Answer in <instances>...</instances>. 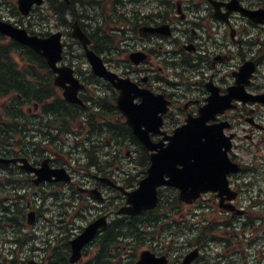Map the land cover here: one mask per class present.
<instances>
[{"label": "flooded vegetation", "instance_id": "af4514ba", "mask_svg": "<svg viewBox=\"0 0 264 264\" xmlns=\"http://www.w3.org/2000/svg\"><path fill=\"white\" fill-rule=\"evenodd\" d=\"M46 3L51 15L49 19L52 17V32H62L65 51L72 42L76 45L78 43L71 35V25L76 21L90 39L91 46L94 49L95 46L98 47L97 51L110 70L141 88L162 94L168 101L167 109L162 113L161 132H150L154 142L160 141L164 146L167 135L184 123L186 117L195 118L203 105L207 103L206 107L210 106L211 112L205 124L212 131L217 130L219 138L227 142V149L225 146L223 149H226L230 168L236 167V170L227 173L230 187L227 192L220 194L218 191H208L193 200L206 201L209 212L214 211L223 216L210 219L209 242L205 248L208 253H215L214 260H221L225 264H234L236 260L239 264L242 261L246 264L248 254H258L255 260L260 261L264 253V219L261 213L264 210V19L256 21L245 10L258 12L264 9V0H46ZM67 38L71 41L70 45ZM138 50L144 53V60L134 64L128 56ZM68 56L66 51L61 64L71 66L74 77L84 83L83 89L78 92L79 97L83 101L90 100L94 94L92 88L95 87V91L102 96L99 97L103 98L98 103L102 107H108L105 101L108 102L106 99L109 98V104L114 106L118 95L116 89L108 81L88 73L81 56L75 55L79 58L78 62L70 60ZM241 68H244L243 71ZM249 71L251 74L247 78ZM86 83L95 86L90 89L89 86L86 87ZM50 88L52 93H62L61 87ZM51 97L49 106L53 108L58 98L53 95ZM30 104L31 106L24 105L23 100L19 103L2 104L11 121V109L16 106L19 111L15 113V121L11 122L10 128H6L7 123L1 121L2 126L4 125L3 133L9 129L15 134L12 139L2 140L0 156L16 161L0 162V186L4 194L0 201L7 204L3 206L5 212L0 214V254L20 255L21 248L27 246H21L29 237L21 230L28 226L29 211L34 212L31 223H35L40 215L38 207L33 208L30 202L35 198L34 194H38V189L45 190L46 187L47 197H54L55 186L66 187L61 193L60 190L57 192L59 199L62 198L63 201H83V198L98 195L96 201L114 206V203L110 204L112 201H124V198H119L120 193L113 183L134 187V182L140 178L138 174L148 175L151 165L150 151L143 149V170L137 172L136 165L132 167V171L124 170L116 162L117 148L104 152L100 162L86 170L77 164V167H71L66 162L58 163L56 157H64L67 153L57 151L53 140L47 137L48 133L45 134V130L39 127V124L47 123L39 113L47 103L32 101ZM64 105L68 107L69 104L65 102ZM72 107L79 111L82 109L75 105ZM66 113V118L62 119L63 129L69 133V122L72 121L73 114ZM54 118H49L51 127ZM21 121L25 123L22 124ZM82 124L79 126L85 128V122ZM118 124L111 120V134L123 137L125 133L119 129ZM87 135L93 139L92 132ZM73 139L83 141L84 136H73ZM105 140L108 142V139ZM139 157L135 159L139 160L138 163ZM44 162L51 168L66 167L73 180L69 183L53 180L36 183L34 169ZM114 165H118L121 170L120 173L117 172L119 179L112 174ZM157 191L156 206L143 211L148 219H153L148 224L155 227L160 222V216L166 215L173 219L179 208L196 203H182L179 189L170 184L157 186ZM22 201H26L24 205ZM67 206H70L69 202H66ZM106 208L108 214L114 211ZM240 209L242 212L238 214ZM228 217L230 220L224 228ZM253 220L259 225L254 226L251 223ZM48 221L51 224L50 231L55 221L58 224L57 231L52 233L51 238L60 234L59 225L67 232L72 231L69 228L70 217H67L66 224L64 217L59 215L57 206H49ZM236 226L240 230L234 229ZM253 226L260 230L259 245L242 249L231 244L229 232L236 234L237 231ZM51 238L43 247L36 245L37 241L33 240L32 249L27 250L32 254H27L22 259L27 262L28 258L34 257L44 264H62L66 258L68 262L69 244L68 251L54 263L56 245L55 239ZM150 250L156 255H165L166 264H177L185 254V251L177 254L169 250L164 252L155 242H151ZM95 251L101 253L102 246ZM97 256L98 254L94 257ZM201 257L199 254L193 264H212L199 261ZM137 258V254L132 253L129 260L135 261ZM9 259L13 261L16 258L10 256Z\"/></svg>", "mask_w": 264, "mask_h": 264}, {"label": "water", "instance_id": "95a60500", "mask_svg": "<svg viewBox=\"0 0 264 264\" xmlns=\"http://www.w3.org/2000/svg\"><path fill=\"white\" fill-rule=\"evenodd\" d=\"M40 4L42 0H17L19 11L26 15L32 4ZM256 21H263L264 12L245 11ZM0 33L27 45L36 53L43 56L51 69L57 73L54 83L64 87L65 99L72 103H81L77 97V90L81 84L72 77V70L69 67H58L56 62L61 59L60 32L50 34L47 37H40L36 34H28L24 28L13 25L8 21L0 19ZM72 35L79 39L85 56L91 64L92 72L100 77L109 80L118 90L117 106L126 116V122L132 127L138 139L148 150L156 149V144L150 141L148 132L160 124L158 112L165 110V101L160 95H153L146 90H138L127 79H118L115 74L109 72L102 59L88 48L89 39L81 31L77 24L73 25ZM142 57L134 53L131 60L137 63ZM249 74V73H248ZM69 82L70 85L65 83ZM141 96L140 103H134L135 97ZM211 112L210 106L200 110L199 118H188L186 124L175 129L169 142L160 148L156 153H151V165L148 175L139 181V186L126 192L127 201L121 206L117 213L134 216L145 208H152L157 201L156 186L170 184L180 189V197L187 203L192 202L200 192L217 190L220 194L227 192L226 174L236 167L230 168L226 155L227 142L219 138L218 131H212L205 125V120ZM1 162L16 161L0 158ZM37 177L36 183L44 180L67 181L69 175L63 168H49L44 162L38 169H34ZM165 177H169L165 179ZM33 212L29 213L28 222L32 221ZM107 224L106 215L99 216L70 240L71 254L69 261L76 262L81 257V250L97 234L100 228ZM197 250L188 253L180 264H189L196 256ZM164 256L157 257L144 250L135 264H164ZM29 264H43L30 261Z\"/></svg>", "mask_w": 264, "mask_h": 264}, {"label": "rangeland", "instance_id": "374dc122", "mask_svg": "<svg viewBox=\"0 0 264 264\" xmlns=\"http://www.w3.org/2000/svg\"><path fill=\"white\" fill-rule=\"evenodd\" d=\"M1 1H5V2H1ZM15 1L16 0H0V17L1 18L5 19V20H9L11 22H16L17 24L22 25L29 30L49 31V32L53 31L54 27L51 24L52 20H50L48 18V11H47V9H45V7L34 9V11L32 12L33 16H30L29 18H25L21 21L20 20L21 19L20 14L15 13V10L11 8L12 6H8V3L14 4ZM4 3H6V4H4ZM70 42L71 41L69 40V38H67L68 45L71 44ZM76 47L77 46H75V44H73V42H72L71 46L68 47V50H67V53L69 55L68 58L74 62H78L79 58H77L75 55L78 54V52H81L80 48L76 49ZM72 49H74L73 52H71ZM13 56H14L16 61H18L22 66H24L23 62L17 56L16 53H13ZM83 65H85V64H83ZM76 123H77V121L76 122H69V124H71V127H73V130H80L79 136L82 137L83 134L85 133V131L79 125L77 126ZM60 125L63 127L62 121L60 122ZM58 136L61 138L60 135H58ZM65 137H66V135L63 134L62 138H64V140H61L62 139L61 138L60 141L55 144V149L57 151L63 153V154H66V149L71 144V143H69V140H67V138H65ZM120 141L123 144V143H125L126 140L120 139ZM101 145L105 146V142H102ZM133 147H135V145H133ZM105 150H106V147H101L100 151H99V155H102L105 152ZM135 150L137 151V148H135ZM126 151H128V154H126V153L124 154V152H126ZM122 153L124 154V156H123V158L118 159L117 164L122 166L124 170L130 171L132 166L134 164H137V161H134V162L132 161L133 155L131 156V153L133 154V150L131 147L125 146V147H123V149L121 151V154ZM77 154L78 155L66 154V156H64V157L58 156V157H56L58 160L57 162L60 164L66 162L65 164H68V166L77 167L76 162L78 163V161L76 159H79V161H81V160H83V158H81V157L87 158V154H85L82 149H81L80 153H77ZM140 154L141 153L136 152V155L138 157ZM63 159H65V161H63ZM70 159H71V162H70ZM112 171H113L112 174L117 179H119V174H117V172L120 173L121 170L119 169L118 165H114L112 168ZM138 175H139L138 177L142 176L141 173ZM74 179H76V177H74ZM134 185H135V182H134ZM72 188H73V186H72ZM62 189L66 190V187L55 186V190H57V192L60 190V193H61ZM47 192H48V190L46 187H45V190L38 189V194H34V197L36 198L37 201H35V198H32L31 199L32 205L39 207L38 208L39 213L42 211V208H45L47 211L45 212V210H44V212H45L44 215L47 217H49V210H48L49 206L51 207L52 205H56L59 208V215L62 216V213L65 212V208L62 205H59V203L62 202V200L57 201L56 195L54 197H49V196L47 197ZM1 196H4V194L2 193L1 186H0V200H1ZM43 199H44V201H42ZM52 199H54V201H51ZM82 200L84 201L83 203H81L78 200H76V201L74 200L71 203H70V201H68L71 204L69 206V209L71 211L73 210L72 206H75V208L77 209V212H76V214H74L72 216L71 223H70V228L72 229L73 233L78 232L81 226L86 225V223L88 221L93 219L95 216L101 214L103 212L101 207L105 205V203H103V202L101 203L99 201H94L92 198H89V199L83 198ZM25 202L26 201H22V205H24ZM194 208H195L194 206H186V207H183L181 209L179 208L177 211V215H174L173 219H172V217H167L166 215H163L162 217L160 216L159 217L160 222L157 223L159 226H156L154 231H151L150 233L146 234L147 242H146V244L140 246L138 250L141 251V250L146 249V248L150 249L151 242L157 243L160 246L161 250H164V252L169 250L173 254L174 253L177 254L178 252L186 251L187 249H189L191 247V244H194L193 235H195L196 232H194L192 234L191 230L187 228L188 223L186 222V217L184 215L187 212H192L194 210ZM70 213H72V212H70ZM261 213H262L263 218H264V211H262ZM180 214H183V216H181ZM205 217H207L208 220H210L211 218H213V219H217L220 217L223 218L222 215H218L214 211L206 212ZM49 224H50L49 221L44 220L43 217H38L32 228L25 227V229H27V231L29 233H35L34 240L37 241L36 245H38L39 247H41V246L43 247V245L45 246L47 244V242L50 241L52 233H55L57 231V225H58L57 221H55V225L52 226L51 231L49 230ZM150 230H152L151 227L146 228V231H150ZM59 231H60L59 232L60 234L54 235L51 239H55L54 241H55V245L57 248H62L66 244L67 240L73 235V233L67 232V231H62V230H59ZM64 232H66V233L64 234ZM240 232H244V231L241 230ZM255 236L257 238H255ZM246 238H247L248 244L247 245L244 244L243 245L244 247H248V246L249 247H255V246L259 245L260 240H261L259 237L258 230H255V228H253V227H251L250 229H247ZM205 244L207 245V242ZM95 247H96L95 243L88 247V251H89L88 255H84L79 264H83L95 252V249H94ZM210 255H213V253L212 252L208 253L206 248H203L202 249V257L199 261H211L212 264H216L213 260H211L209 258ZM257 256H258V254H251V256H249L246 260L247 264H257V261L255 260V258ZM262 257H263L262 258V261H263L264 256H262ZM2 261H3V259H2ZM2 264H3V262H2ZM220 264H225V262L220 263ZM234 264H239V262L234 263ZM262 264H264V261Z\"/></svg>", "mask_w": 264, "mask_h": 264}, {"label": "trees", "instance_id": "16d2710c", "mask_svg": "<svg viewBox=\"0 0 264 264\" xmlns=\"http://www.w3.org/2000/svg\"><path fill=\"white\" fill-rule=\"evenodd\" d=\"M3 36H0V98L7 96L10 93L16 94L17 98H14L13 103L23 101H36L39 103L46 102L53 94L51 90V84L47 76L37 77L36 75L32 76V79L27 77V73L23 72L21 69L17 67L16 62L12 58V53L14 51L19 52L20 49H23V55L28 60L33 62L36 60L42 68L47 70L45 63L42 59L37 56L34 52L26 47H22L13 41H5ZM9 73V74H8ZM15 78V79H14ZM53 88V87H52ZM20 97V98H18ZM55 106L53 108L50 105V102L43 106V110L46 115L50 113H57L60 115L67 114L66 112H71L73 109H69L64 104L65 102L61 99L55 100ZM53 105V104H52ZM53 109V110H52ZM115 109V108H114ZM12 115L15 116V113L19 111V107L14 106L12 109ZM10 112V111H9ZM21 117V116H20ZM17 117V118H20ZM15 127H12L14 129ZM2 134L10 135L12 137L15 133L14 131L7 130L5 133L0 131ZM8 135V136H9ZM146 222V221H145ZM133 230L134 232H138L139 224L134 223V219L125 221L123 218H118L114 222L108 225L105 229V233L107 236L101 241V246L103 252L106 251L107 246H111L114 241V236L118 235L122 230ZM206 233V229L203 230ZM68 245L67 243L64 247L61 248V252H67ZM62 253V254H63ZM101 254L98 255V257ZM63 257V255H61ZM57 259L54 261L56 263ZM66 258L62 264H66Z\"/></svg>", "mask_w": 264, "mask_h": 264}, {"label": "bare ground", "instance_id": "6f19581e", "mask_svg": "<svg viewBox=\"0 0 264 264\" xmlns=\"http://www.w3.org/2000/svg\"><path fill=\"white\" fill-rule=\"evenodd\" d=\"M9 74V73H8ZM15 79V78H14ZM51 97V96H50ZM6 136V135H5ZM61 197V196H60Z\"/></svg>", "mask_w": 264, "mask_h": 264}]
</instances>
